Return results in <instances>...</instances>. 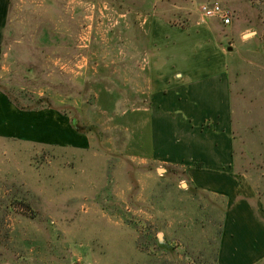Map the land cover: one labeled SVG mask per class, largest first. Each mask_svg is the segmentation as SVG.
<instances>
[{"label":"rangeland","instance_id":"374dc122","mask_svg":"<svg viewBox=\"0 0 264 264\" xmlns=\"http://www.w3.org/2000/svg\"><path fill=\"white\" fill-rule=\"evenodd\" d=\"M207 1L13 0L1 87L93 130L88 148L0 137V264H264L252 240L264 232V0H220L232 12L222 26L235 66L234 165L247 171L235 177L237 197L194 185L183 166L109 151L103 126L81 109L103 86L127 97L145 89L114 83V71L129 76L125 66L143 61L147 16L187 27L205 21Z\"/></svg>","mask_w":264,"mask_h":264},{"label":"crops","instance_id":"0c3cea01","mask_svg":"<svg viewBox=\"0 0 264 264\" xmlns=\"http://www.w3.org/2000/svg\"><path fill=\"white\" fill-rule=\"evenodd\" d=\"M12 2L0 0V63L8 59L12 49L5 44ZM147 17L143 61L130 64L129 71L125 66L129 76L123 74L122 65L114 71V83L144 84L145 89L127 97L117 87L99 88L92 103L81 105L86 116L92 111L95 117L86 123L103 126L109 151L124 152L139 163L183 166L194 185L217 195L237 197L235 177L247 171L234 165L235 66L232 51L223 41L226 29L222 26L230 24L207 18L181 27L160 16ZM239 31L245 34L250 28ZM45 110H22L0 90V137L57 146L92 145L88 135L77 131L72 119L61 110L55 109L64 122L58 117H45ZM230 217L232 220L233 215ZM238 219L242 230L246 218ZM241 230L237 241L249 244L244 241L249 236ZM260 234L256 239L252 235V240L258 239L264 249V232ZM235 255L247 259L243 251Z\"/></svg>","mask_w":264,"mask_h":264},{"label":"built area","instance_id":"2783aa9c","mask_svg":"<svg viewBox=\"0 0 264 264\" xmlns=\"http://www.w3.org/2000/svg\"><path fill=\"white\" fill-rule=\"evenodd\" d=\"M200 14L203 19L207 18H218L224 24L228 25L232 23V12L229 7H227L220 0H212L204 2L200 5ZM80 264H92L91 262L80 263Z\"/></svg>","mask_w":264,"mask_h":264},{"label":"trees","instance_id":"16d2710c","mask_svg":"<svg viewBox=\"0 0 264 264\" xmlns=\"http://www.w3.org/2000/svg\"><path fill=\"white\" fill-rule=\"evenodd\" d=\"M1 83V81H0ZM0 90H3L10 98V100L15 103L19 108H21L22 110H28V111H31V110H39V109H43V108H49L51 105H47V104H38L36 106H24V105H21L17 100L13 99L8 92H6L0 85ZM42 100V99H41ZM65 114V113H64ZM67 115V114H66ZM72 122H73V125L75 127V129L79 132H83V133H87L89 131H92L93 128L89 127V126H86L84 124H80L78 119L73 116L72 117Z\"/></svg>","mask_w":264,"mask_h":264}]
</instances>
